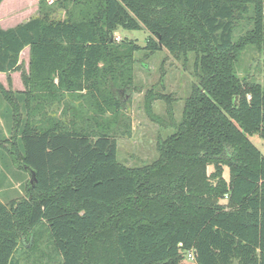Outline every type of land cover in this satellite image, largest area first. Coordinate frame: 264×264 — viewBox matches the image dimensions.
Returning a JSON list of instances; mask_svg holds the SVG:
<instances>
[{"label": "trees", "instance_id": "1", "mask_svg": "<svg viewBox=\"0 0 264 264\" xmlns=\"http://www.w3.org/2000/svg\"><path fill=\"white\" fill-rule=\"evenodd\" d=\"M38 3V16L0 26V72L29 48L28 89L0 91L34 176L25 197L0 200V264H19V245L33 253L42 229L59 264H264V155L248 138H264V88L235 67L247 46L264 49V0ZM119 27L146 28L147 50L195 54L175 132L140 167L117 160L130 120L116 93L141 48L116 42Z\"/></svg>", "mask_w": 264, "mask_h": 264}, {"label": "rangeland", "instance_id": "2", "mask_svg": "<svg viewBox=\"0 0 264 264\" xmlns=\"http://www.w3.org/2000/svg\"><path fill=\"white\" fill-rule=\"evenodd\" d=\"M39 0H3L0 3V25L12 27L39 15ZM55 17H63L56 12ZM236 36V33H235ZM156 39L144 27L136 30L117 28L116 42H132L141 48L132 55V84L126 91L116 93L122 102L124 113L130 120V135L117 138V160L127 166L149 165L158 157L157 142L175 132L174 124L181 119L185 98L197 81L195 54L176 56L163 47L156 51L145 49L149 38ZM235 67L240 76H252L264 88V49L247 46L240 54ZM29 73V49L20 53L19 68L8 73H0V86L10 93L28 89L22 74ZM0 91V95H1ZM11 101L0 96V200L7 204L10 200L25 197L29 171L21 168L13 152V131L11 123L1 115V106ZM20 115L23 112L17 108ZM58 115V108L55 109ZM17 139V137H15ZM250 142L264 155V138L258 134L248 135ZM17 143V142H16ZM15 151L16 148H15ZM18 153V152H17ZM211 169V167H208ZM227 171V169L225 170ZM227 173V172H226ZM228 178L227 174L225 176ZM225 199H221L223 202ZM19 264H59V257L47 240L42 229L37 249L31 253L26 246H18L15 253ZM184 262L185 259H184Z\"/></svg>", "mask_w": 264, "mask_h": 264}, {"label": "built area", "instance_id": "3", "mask_svg": "<svg viewBox=\"0 0 264 264\" xmlns=\"http://www.w3.org/2000/svg\"><path fill=\"white\" fill-rule=\"evenodd\" d=\"M186 259L189 260V261H193L194 260V251H193V249H190V250L187 251Z\"/></svg>", "mask_w": 264, "mask_h": 264}, {"label": "water", "instance_id": "4", "mask_svg": "<svg viewBox=\"0 0 264 264\" xmlns=\"http://www.w3.org/2000/svg\"><path fill=\"white\" fill-rule=\"evenodd\" d=\"M28 171H29V174H30L29 183H30V185H32L33 184V181H34V176H33V173L31 172V170H28Z\"/></svg>", "mask_w": 264, "mask_h": 264}, {"label": "crops", "instance_id": "5", "mask_svg": "<svg viewBox=\"0 0 264 264\" xmlns=\"http://www.w3.org/2000/svg\"><path fill=\"white\" fill-rule=\"evenodd\" d=\"M0 26H1V25H0ZM1 27H2V28H5V27H3V26H1ZM6 28H8V27H6ZM25 48H27V47H25ZM25 48H24V49H25ZM28 49H29V48H28ZM0 73H2V72H0Z\"/></svg>", "mask_w": 264, "mask_h": 264}]
</instances>
